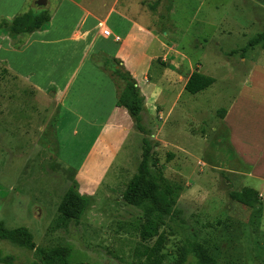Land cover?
Masks as SVG:
<instances>
[{
    "label": "rangeland",
    "instance_id": "obj_1",
    "mask_svg": "<svg viewBox=\"0 0 264 264\" xmlns=\"http://www.w3.org/2000/svg\"><path fill=\"white\" fill-rule=\"evenodd\" d=\"M35 1L0 0V21L40 9ZM43 9L62 38L76 32L82 9L96 17L126 11L153 34L150 50L156 54L148 80L160 83L171 70L184 79L197 72L215 82L190 95L171 74L173 94L168 98L163 94L166 102L145 108L144 134L131 124L121 150L92 188L89 205L75 223L62 219L58 211L64 193L76 182L67 162L78 164L97 131H86L82 137L84 123L73 121L64 105L57 106L54 86L45 88L49 79L58 80L49 74L54 60L47 52H41L35 63L33 55L10 57L11 68L19 73L40 71L32 81L33 76L25 80L9 69L2 60L8 54L1 51L0 222L4 227L26 228L40 248H69L71 264L136 260L138 251L152 246L155 239L141 242L139 226L145 211L124 202L122 194L137 173L142 140L147 139L153 147L152 173L176 193L158 228L165 263L177 258L181 246L194 242L206 248L217 264H264V163L252 169L240 156H232L229 144L233 133L240 152L246 147L253 153L264 151V0H48ZM96 24L89 18L86 26L95 30ZM255 40L259 44L249 46ZM5 43L18 49L22 42L13 41L2 27L0 45ZM63 46L67 45L61 46V52L67 49ZM99 54L90 55L89 62L91 57L101 61ZM72 65V60H63L64 68ZM256 66L260 71L255 72ZM33 83L44 89L33 88ZM245 88L255 89L253 97L239 96ZM235 99L238 109L229 116ZM75 125L80 131L77 137L72 136ZM245 189L257 192L258 205L251 208L231 199V193ZM0 255L11 258L12 264H39L33 252L6 241L0 242ZM196 262L189 254L187 263Z\"/></svg>",
    "mask_w": 264,
    "mask_h": 264
},
{
    "label": "crops",
    "instance_id": "obj_2",
    "mask_svg": "<svg viewBox=\"0 0 264 264\" xmlns=\"http://www.w3.org/2000/svg\"><path fill=\"white\" fill-rule=\"evenodd\" d=\"M73 4L81 9L79 4L75 2ZM82 10L83 12L80 11L79 15L80 23L73 35L66 38L59 37L55 32L53 20L50 19L47 29L25 34L29 36L28 39L23 38V34L10 36L13 41L17 40V42L22 43L18 49L12 48V43L2 44L0 45V53L4 50L8 54L2 60L9 63L7 65L9 69L15 71L23 79L33 76L32 81L38 79L40 71L36 73L34 71L19 73L11 68L10 57L33 55V62L35 63L39 59L40 53L44 51L53 58V67H51L49 74L56 75L59 81L56 78L49 79L45 88L49 89L50 86H54L53 89L56 90L55 98L58 101L57 106L63 107L64 105L66 114L73 121L84 123L83 126H80L82 137H84L86 131H97L78 164L67 162L75 171V180L79 185L78 192L89 197L93 191L92 188L96 187L103 179L104 171L114 162L116 154L121 150L125 139L129 135L132 124L126 110L115 106L116 92L114 86L104 73L89 62L90 55L102 53L110 58L120 60L124 68L135 79L144 97L145 108L148 105L154 106L159 100H165L166 102V98L173 94L169 79L171 74L173 76L171 79L180 81L183 85L182 90H184L187 79L192 73L184 79L171 70H166L163 77H161L162 82L155 83L148 80L147 75L150 72L156 53L153 54L150 50L154 45L153 34L145 24L140 22L136 16L123 10L112 9L113 11L98 17L84 11V9ZM14 18L6 17L5 21L10 23ZM89 18L96 21L95 30L86 26ZM100 24L111 32V37L105 38L102 36ZM114 37H118L119 41L116 42ZM110 39H112L111 44L108 42ZM64 44L67 46H63V48L67 49L65 52L64 50L61 52L60 48ZM64 59L72 60L73 65L67 69L64 68L62 66ZM258 71H260V68L256 66L255 72ZM255 81H260V79ZM54 82H58L59 85L57 86ZM250 84L253 86L254 82L251 83L250 80L249 86ZM31 85L39 91L44 89L43 87L36 88L39 85L34 83ZM253 91L252 88H245L239 96L242 93H247L246 99H248L253 97ZM163 94L166 98L163 97ZM237 99L232 102L231 108L227 112L229 116H231L233 110L238 109L239 101ZM175 101L176 97L172 104ZM144 114H146L145 110L142 116ZM76 127L79 126L75 125V128H73V137H77L80 133ZM232 135L233 133L230 134L229 144L233 147L235 155L242 158V163L248 164L252 169H258L260 164L264 163V151L253 153L248 149L249 147L245 146L246 151L240 152Z\"/></svg>",
    "mask_w": 264,
    "mask_h": 264
},
{
    "label": "trees",
    "instance_id": "obj_3",
    "mask_svg": "<svg viewBox=\"0 0 264 264\" xmlns=\"http://www.w3.org/2000/svg\"><path fill=\"white\" fill-rule=\"evenodd\" d=\"M50 16L46 9L40 8L36 11H29L16 16L10 23L5 20L0 21V28L4 27L10 36L32 34L48 28ZM264 39V35H262ZM260 40L249 43V46L259 44ZM264 47V44H263ZM101 61L96 57H91V62L95 67L104 73L111 81L116 92L117 108H124L131 119L133 127L138 132L144 134L142 125V113L145 110L144 97L140 92L135 79L124 68L122 62L116 58H110L100 53ZM91 63V64H92ZM214 79L206 77L200 73L193 72L184 86V91L190 95H195L209 88L214 84ZM225 110L220 111V116L224 119ZM231 154L236 156L232 147ZM153 147L147 139L142 140V160L137 167V173L132 177L122 194V199L127 204L143 208L145 211L144 220L139 226V237L141 242L148 243L155 239L152 246H143L138 251L137 259L127 264H166L165 256L162 253L164 239L158 233V228L164 216L170 213L174 204L176 193L172 187L160 183V178L152 173L149 165L151 151ZM231 199L248 207H255L259 204L257 192L245 189L241 192L230 194ZM90 198L78 192V185L74 182L64 193L58 211L65 221L78 223L84 211L88 207ZM6 241L12 245L24 248L33 252L39 264H71V251L67 247H54L44 249L37 247L30 232L23 227L16 229H6L0 222V242ZM194 254L197 259L196 264H217L208 254L203 246L197 243H188L178 250V256L170 264H188L189 254ZM0 264H12V259L0 255Z\"/></svg>",
    "mask_w": 264,
    "mask_h": 264
},
{
    "label": "built area",
    "instance_id": "obj_4",
    "mask_svg": "<svg viewBox=\"0 0 264 264\" xmlns=\"http://www.w3.org/2000/svg\"><path fill=\"white\" fill-rule=\"evenodd\" d=\"M99 27L102 30V36H104L105 38H109V37L112 36L111 32L107 28L102 26V24H100ZM114 40L117 42V41H119V38L118 37H114Z\"/></svg>",
    "mask_w": 264,
    "mask_h": 264
},
{
    "label": "water",
    "instance_id": "obj_5",
    "mask_svg": "<svg viewBox=\"0 0 264 264\" xmlns=\"http://www.w3.org/2000/svg\"><path fill=\"white\" fill-rule=\"evenodd\" d=\"M48 0H36L35 4L39 8H45L47 5Z\"/></svg>",
    "mask_w": 264,
    "mask_h": 264
}]
</instances>
